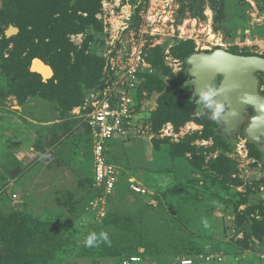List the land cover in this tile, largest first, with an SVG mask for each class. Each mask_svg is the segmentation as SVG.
<instances>
[{
    "label": "rangeland",
    "instance_id": "374dc122",
    "mask_svg": "<svg viewBox=\"0 0 264 264\" xmlns=\"http://www.w3.org/2000/svg\"><path fill=\"white\" fill-rule=\"evenodd\" d=\"M163 1L36 0L31 24L4 15L14 0H0V264H120L117 252L144 253L145 240L141 264H264V148L225 138L213 107L192 96L186 65L219 48L264 57V0H245L238 18L252 35L232 44L219 0H170L174 31L153 36L147 17ZM140 47L148 69L134 88L132 134L108 145L121 190L103 210L79 109ZM36 59L52 77L33 71ZM93 232L110 244L86 247Z\"/></svg>",
    "mask_w": 264,
    "mask_h": 264
},
{
    "label": "built area",
    "instance_id": "2783aa9c",
    "mask_svg": "<svg viewBox=\"0 0 264 264\" xmlns=\"http://www.w3.org/2000/svg\"><path fill=\"white\" fill-rule=\"evenodd\" d=\"M161 10L155 9L147 17L148 26L153 36L161 37L170 26L174 31L173 10L170 0H164ZM165 4V5H164ZM169 30V31H170ZM184 33V32H182ZM148 69L143 49L134 48L124 62H117L111 67L110 80L103 92L86 102L79 111L83 112L86 123L91 129L94 146L95 161L94 181L96 187L102 192L101 203L105 210L109 199L115 194L120 172L118 168L108 161L109 143L115 137L127 138L132 132L131 123L135 117L134 88L139 86L140 77ZM130 188L139 195H146L147 190L142 188L135 180H130ZM212 258H207L211 261ZM141 263L140 258H131L124 264ZM182 264H192V260L184 259Z\"/></svg>",
    "mask_w": 264,
    "mask_h": 264
},
{
    "label": "water",
    "instance_id": "95a60500",
    "mask_svg": "<svg viewBox=\"0 0 264 264\" xmlns=\"http://www.w3.org/2000/svg\"><path fill=\"white\" fill-rule=\"evenodd\" d=\"M11 32L7 33L10 36ZM192 96H200L207 88L221 79L215 95L205 104L214 108L213 118L222 124L221 132L230 140L246 122L249 108L256 115L251 119L246 134L250 141L264 144V95L260 92L257 74H264V57L233 54L224 49L194 53L186 60ZM33 71L46 80L53 76V69L41 59L33 63ZM221 111L215 113L216 105Z\"/></svg>",
    "mask_w": 264,
    "mask_h": 264
},
{
    "label": "trees",
    "instance_id": "16d2710c",
    "mask_svg": "<svg viewBox=\"0 0 264 264\" xmlns=\"http://www.w3.org/2000/svg\"><path fill=\"white\" fill-rule=\"evenodd\" d=\"M34 1H36V0H14L13 5H8L7 6L6 11L4 12V15L6 14V16L9 17V18H11V17L13 18L14 17V19H16V18L20 19V17H23V16L26 15V17L30 21V23L33 24L32 23V19H33L32 17H34V15L30 11L28 6H31V4ZM219 1H220V8H221V10L223 11V14H224V24L222 26V29L226 32V42L232 44V43H235L236 40H238V39H240L241 41H245L246 39H248L252 34H251V32L247 31V29H246V27L244 26L243 23L239 22V18H238V17H240V14H243L245 12V10L248 8V4L245 3V0H219ZM12 2H13V0H9V3H12ZM15 2L17 3V5H15L16 4ZM40 5H41V3L38 5L39 8H40ZM44 5L49 10H51V9L53 10L54 9L53 7H58L59 6L54 1H50L48 3H45ZM50 5L53 6V7H51ZM22 11L25 14H23L21 16L20 14L22 13ZM17 21L19 22V20H17ZM192 54H194V53H192ZM233 54H236V53H233ZM237 55H239V54H237ZM52 69H53V67H52ZM257 151H259V150H257ZM110 153H111V151L109 150L108 151V161H109V163H112V161H110ZM259 157L264 163L263 154H260ZM120 179L121 178L119 176V181H118L117 187H116V193L120 192V190H121V189L118 188V187H120V185H119L120 184ZM143 196H145V195H143ZM111 203L112 202H111V198H110L109 201H108V205H107L108 209H109V206H110ZM132 241H133V245L132 246L134 248L138 247L137 242L135 240H132ZM144 246L146 248V251L144 253H140V252L134 253V252L129 250V251H127L128 253L124 257H120L119 252H117L116 255L119 258V263L120 264H124V262L130 260L131 258H140L141 262L148 261L147 259H150L149 258L150 257L149 256L150 253L148 251L149 246L147 245L146 240H145ZM188 259L192 260V264H198L197 260L192 259V258H188ZM181 261H182V259H180L179 262L175 263V264H182ZM208 262H210V261H208Z\"/></svg>",
    "mask_w": 264,
    "mask_h": 264
},
{
    "label": "clouds",
    "instance_id": "9594fccd",
    "mask_svg": "<svg viewBox=\"0 0 264 264\" xmlns=\"http://www.w3.org/2000/svg\"><path fill=\"white\" fill-rule=\"evenodd\" d=\"M215 95V88L214 87H209L207 88L205 91H203L200 94V99L201 100H209L211 97H213ZM209 107H211V104H209ZM221 111V106L219 104L216 105L215 108V113H219ZM206 226V223H205ZM103 241L105 243H109L110 241L108 240V236L106 233H100L99 236L96 233H90L84 240V244L86 247H94L97 246V244Z\"/></svg>",
    "mask_w": 264,
    "mask_h": 264
},
{
    "label": "flooded vegetation",
    "instance_id": "af4514ba",
    "mask_svg": "<svg viewBox=\"0 0 264 264\" xmlns=\"http://www.w3.org/2000/svg\"><path fill=\"white\" fill-rule=\"evenodd\" d=\"M257 77H258V76H257ZM219 79H220V78H219ZM220 81H221V79H220ZM215 83H216V82H215ZM215 83L213 84L212 87L215 86ZM219 84H220V82H219ZM219 84L217 85V87L219 86ZM217 87H216V88H217ZM216 88H215V89H216ZM259 89H260V88H259ZM260 92H261V91H260ZM261 93H262V92H261ZM263 95H264V94H263ZM213 110H214V108H213ZM255 115H256V113H255L254 109L249 108V109H248V112H247V114H246V122L240 127L239 132L235 133V135H234V139H235L239 134H242V136H244V138H245L247 144H252L256 149L260 150V149L264 148V144H263V145H258V144H256V143L250 141L249 138H248V136H247V134H246V130H247L248 126H250L251 119L254 118ZM217 121H218V120H217ZM221 126H222V124H221ZM224 136H225V135H224ZM225 138H226L227 140H230V139H228L226 136H225ZM263 138H264V137H263ZM234 139H232V140H230V141H233Z\"/></svg>",
    "mask_w": 264,
    "mask_h": 264
},
{
    "label": "crops",
    "instance_id": "0c3cea01",
    "mask_svg": "<svg viewBox=\"0 0 264 264\" xmlns=\"http://www.w3.org/2000/svg\"><path fill=\"white\" fill-rule=\"evenodd\" d=\"M87 129H89V127H88ZM90 130H91V129H90ZM131 134H132V132L130 133V135H131ZM130 135H129V136H130ZM124 139H125V138H124ZM111 149H112V147H111ZM111 149L109 148L110 151H111ZM116 194H117V193H116V191H115L114 196H115ZM114 196H113V197H114ZM171 264H175V263H171Z\"/></svg>",
    "mask_w": 264,
    "mask_h": 264
}]
</instances>
